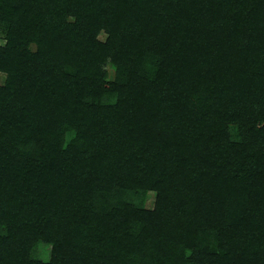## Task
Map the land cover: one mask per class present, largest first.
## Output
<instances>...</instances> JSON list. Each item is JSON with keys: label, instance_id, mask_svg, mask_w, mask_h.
I'll use <instances>...</instances> for the list:
<instances>
[{"label": "trees", "instance_id": "obj_1", "mask_svg": "<svg viewBox=\"0 0 264 264\" xmlns=\"http://www.w3.org/2000/svg\"><path fill=\"white\" fill-rule=\"evenodd\" d=\"M0 23V264H264V0Z\"/></svg>", "mask_w": 264, "mask_h": 264}, {"label": "rangeland", "instance_id": "obj_2", "mask_svg": "<svg viewBox=\"0 0 264 264\" xmlns=\"http://www.w3.org/2000/svg\"><path fill=\"white\" fill-rule=\"evenodd\" d=\"M5 27L4 24L0 23V45L4 44ZM113 73H111L112 76ZM3 80V75H0V82ZM51 247L46 244L37 245V257L42 261H47L50 257Z\"/></svg>", "mask_w": 264, "mask_h": 264}]
</instances>
